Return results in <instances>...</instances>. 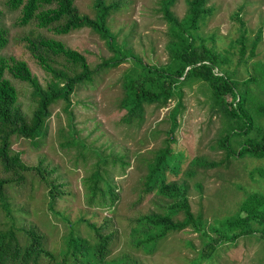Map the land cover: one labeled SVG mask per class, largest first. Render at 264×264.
<instances>
[{
	"label": "rangeland",
	"instance_id": "374dc122",
	"mask_svg": "<svg viewBox=\"0 0 264 264\" xmlns=\"http://www.w3.org/2000/svg\"><path fill=\"white\" fill-rule=\"evenodd\" d=\"M6 1L0 0V8L4 12L2 26L9 31L10 43L0 51V56L26 61L42 85H46L49 76L27 49V37L41 34L60 40L86 55L91 67L111 57L105 42L89 29L59 36L38 29L35 25L17 26L20 11L8 10ZM186 1L177 0L173 7L180 18L187 11ZM159 2L126 0L122 10L110 19V25L120 42L127 41L145 62L161 66L168 62L169 56L166 51L167 24L159 12ZM93 3L94 0H75L80 13L92 18L95 17ZM210 5L215 7V15L203 27L202 36L214 37L215 42L209 44L221 53H229L231 61L225 70L235 80L245 81L252 77L259 80L257 68L264 66V0H212ZM240 9L248 28V49L242 61L240 45L236 42L242 30L234 18ZM259 29H263V38L250 58L251 43ZM56 60L58 68L69 67L62 57ZM131 67L132 63L127 62L118 68L106 70L96 76L92 84L82 85L76 90L72 96L76 131L71 130V118L65 112L64 102L59 101L52 107L48 133L40 140L39 147L23 137H12L13 152L20 153L22 161L29 166L43 163V168L53 171L51 177L65 183L64 195L54 203L55 211H51L48 186L36 172L25 173V180L21 184L12 183L4 188L11 213L4 210L0 199V231L13 230L19 243L27 246V232L36 229L44 236V247L60 261L62 251L66 249V238L71 233L89 240L91 244L96 243L98 239L96 232L88 225L90 222L96 223L102 229V234L113 235L109 241L106 263L129 255L138 264H198L197 258L207 239L190 227L169 233L153 254H146L132 245L131 227L135 220L150 213H163V208L171 202L156 194L145 195L143 191L148 164L153 161L156 152L165 147L164 141L171 128L169 113L176 100L163 108L146 106L142 122L137 121L132 125L123 123L126 115L120 108L125 96L123 82L125 73ZM259 71L264 72V69ZM7 78L19 93L18 106L31 118L36 106L32 87L9 74ZM250 88L256 95L254 102L257 109L264 106V81H261L260 87L253 83ZM250 96H253L252 93ZM211 98L210 89L201 82L184 87V108L177 118L179 126L173 134L176 139L173 148L182 156V167L179 175L169 174V180L186 183L192 212L196 216L202 215L209 224H214L233 215L247 194L264 193V182L259 176V170L264 168V160L226 158V152L219 147L218 141L225 136L228 125L225 117L213 108ZM254 116L256 123L264 129V115L256 112ZM73 142H83L86 147L73 145ZM67 143L71 145L67 146ZM233 147H239L236 141ZM94 150L124 157L129 162L126 167L120 163H110L105 168L116 183L120 197L114 206L110 205V200L103 205L98 195L92 204L89 203L85 179L94 171L97 162ZM200 157L207 161L224 162L216 169L192 168V161ZM191 171H194L193 175L189 174ZM9 175L0 167V179ZM183 217L180 214L176 218ZM8 264L13 262L9 261ZM38 264L56 263L43 256ZM201 264H264V241L257 236L243 237L235 244L219 247L211 259Z\"/></svg>",
	"mask_w": 264,
	"mask_h": 264
},
{
	"label": "trees",
	"instance_id": "16d2710c",
	"mask_svg": "<svg viewBox=\"0 0 264 264\" xmlns=\"http://www.w3.org/2000/svg\"><path fill=\"white\" fill-rule=\"evenodd\" d=\"M212 0H187V11L180 18L173 11L177 0H160L159 12L167 24L166 51L168 62L164 65L150 64L135 53L128 42H120L118 35L112 30L110 19L122 10L126 0H94L95 17L81 14L75 0H7L8 10L20 11L16 21L19 27L35 25L36 28L53 32L55 35L66 36L75 31L89 29L100 36L107 49L112 54L110 58L102 60L96 67H91L88 58L83 53L68 47L64 42L44 35L27 37L26 47L49 76L46 85L32 73L28 63L14 57L0 56V167L10 175L0 179L1 206L11 213V205L7 200L4 188L6 185L21 184L25 180V173L36 172L50 189V208L55 211L54 203L64 195L63 187L58 178H52L53 171L40 166H29L22 161L20 153L12 149V137L19 136L33 142L39 147L40 140L48 133V121L52 117V107L59 101L64 102L65 112L73 124L72 96L76 90L86 84H92L95 77L102 72L115 69L127 62L132 67L125 73L123 88L125 96L120 108L126 112L122 122L127 125L144 120L146 106L155 105L166 107L170 101L176 100L169 118L171 128L168 131L165 147L156 152L152 162L148 164V174L144 185V194H156L171 200L163 213H150L138 217L131 227L132 245L142 249L146 254H153L158 244L169 233L192 228L207 239L205 247L200 253L198 264L211 259L216 250L228 243L235 244L243 237H255L264 241V193L253 192L247 194L240 203L238 210L231 216L209 224L202 215L196 216L190 207L186 183L170 181L169 174L177 176L181 171L182 156L176 153L173 144L176 139L173 134L177 130L178 116L184 108V87L201 82L210 89L212 105L228 125L225 136L218 141L219 147L226 152V158L245 157L264 160V129L256 123L254 114L264 115V106L257 109L250 85L255 83L259 87L264 81L263 65H259L256 73L259 80L252 77L245 81H238L225 70L231 61L228 52L221 53L214 45V37H204L201 34L208 20L215 15V7L210 5ZM4 12L0 8V51L10 43L9 31L2 26ZM240 23L242 34L236 41L240 45V61L247 53V24L242 16V9L234 15ZM263 38V29H259L256 38L251 43L252 58L259 42ZM62 57L69 67L58 68L56 58ZM7 74L14 79L29 84L35 101V110L31 118L18 106L19 93ZM261 90V89H260ZM252 93L253 96H250ZM255 95V96H254ZM258 100V99H257ZM256 101V100H255ZM259 101V100H258ZM238 138L240 140H234ZM234 141L239 147H233ZM86 147L83 142H73ZM71 143H67L70 146ZM97 157L94 171L85 179L89 192V203L94 202L98 195L102 204L110 200L114 206L120 199L117 186L110 177L107 166L120 163L123 167L129 165L124 157L105 155L99 150L93 151ZM109 160H112L110 162ZM224 161H207L195 158L192 168L216 169ZM194 174V171L189 173ZM259 176L264 182V168L259 170ZM60 214V213H59ZM182 214L183 219H177ZM65 218V217H64ZM85 219H81L84 221ZM86 222V221H84ZM90 228L96 232L95 244L89 240L76 237L71 233L65 241L66 249L61 253L59 261L54 253L44 247V236L37 230L27 232L29 241L22 246L16 238L15 232L0 231V264H38L45 256L56 264H138L129 255H123L118 260L106 263L113 235L102 234V229L96 223L88 222Z\"/></svg>",
	"mask_w": 264,
	"mask_h": 264
}]
</instances>
